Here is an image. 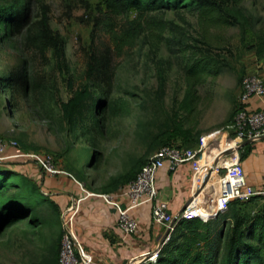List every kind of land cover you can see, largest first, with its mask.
I'll return each mask as SVG.
<instances>
[{"label":"rangeland","instance_id":"1","mask_svg":"<svg viewBox=\"0 0 264 264\" xmlns=\"http://www.w3.org/2000/svg\"><path fill=\"white\" fill-rule=\"evenodd\" d=\"M84 1L86 4L79 0L45 1L51 9L52 29L66 42L75 89L90 87L97 102L89 105L87 122L73 129L68 127L62 114V105L70 99L71 92L54 69L51 54L50 64L41 66L32 52L23 50L24 34L6 36L3 25H0V139L7 143L15 141L27 154L35 156L28 162L11 160L0 164L1 168L19 175L7 180L3 200H16L23 210L28 208L30 211V216H23L1 230L0 264H46L54 258L55 250L60 253L62 247V214L50 206L48 197H44L47 202L27 200L24 194L32 174L24 172L23 167H36L44 182L49 173L35 162L51 159L57 172L72 175L84 190L95 194H116L126 188L165 146L161 144V136L166 131L167 122L177 115V103L182 101L186 90L184 75L167 47L162 45L153 56L144 42L126 51L121 58L111 50L110 68L115 69V75L109 86L106 82L88 81L90 22L97 14L99 2ZM11 2L0 0V10L10 6ZM243 5L255 23L264 20V0H245ZM32 14L37 16V5L33 6ZM162 17L185 31L189 30L188 24L197 26V18L185 11L166 12ZM136 18L137 12L133 10L126 20ZM259 27L258 24L255 29L247 30L245 36L239 28L226 31L240 57L236 70L208 79L198 88L196 113L191 117L180 114L186 119L185 128H194L200 138L210 134L224 136L231 132L230 128L243 108L240 102L243 79L251 68L256 67L258 72L264 70V57H258L255 51L247 48L257 43ZM166 37L175 35L170 33ZM102 43L104 47L109 46L105 37L98 47H103ZM24 62L30 68L26 90L17 86L7 88L4 81ZM162 77L165 79L163 89L160 86ZM205 174L211 176L208 172ZM212 186L210 181L207 190L212 191ZM42 190L45 194L48 189ZM241 205L242 209L233 204L223 214L219 223L221 228L232 225L234 213H252L261 208L257 201Z\"/></svg>","mask_w":264,"mask_h":264},{"label":"trees","instance_id":"2","mask_svg":"<svg viewBox=\"0 0 264 264\" xmlns=\"http://www.w3.org/2000/svg\"><path fill=\"white\" fill-rule=\"evenodd\" d=\"M46 0H12L11 5L0 10V25L6 36L25 35L23 50L32 52L41 66L50 64L51 54L54 69L63 78L70 99L62 105V114L70 129L87 122L86 112L91 103L96 104L94 93L88 86L75 89L67 57L64 38L51 27V9ZM83 4L84 0H79ZM97 14L91 18V45L87 53L88 81L109 83L115 75L110 68L111 50L117 58L126 51L135 49L141 42L149 46L156 56L162 45L176 60L182 71L186 90L183 99L177 103V115L166 125L161 136V144L172 147H192L199 144L200 133L194 128H185L186 119L180 114L193 116L198 107V88L208 79H216L225 71H235L240 57L233 48L226 31L231 28L253 30L259 24L257 43L247 47L258 57H264V20L255 23L254 17L244 7L245 0H97ZM38 6L37 16H33V6ZM87 6V5H86ZM137 18L131 21L126 17L131 11ZM188 12L197 18V26L187 25L188 31L162 17L166 12ZM175 37H166L167 34ZM105 37L109 46L98 47ZM244 43V38H243ZM97 45V47H96ZM30 68L24 62L6 78L7 88L15 86L26 90ZM161 89L165 86L164 77L160 80ZM176 104V102H175ZM163 148V147H162ZM243 159V155H242ZM9 169L0 166V234L1 230L30 216L28 208L23 210L19 202L3 200L7 180L18 177ZM138 176V175H137ZM134 178V180L137 178ZM133 180V181H134ZM27 200L47 202L39 186L28 180L25 194ZM257 201L259 211L233 214L232 225L225 229L219 223L223 214L207 223L200 220L179 219L158 253L155 263L142 264H264V197H254L248 202L233 201L240 209L246 203ZM50 202V201H49ZM50 206L60 212L54 202ZM31 210V209H30ZM61 251V250H60ZM59 250H55L52 260L46 264L59 263Z\"/></svg>","mask_w":264,"mask_h":264},{"label":"built area","instance_id":"3","mask_svg":"<svg viewBox=\"0 0 264 264\" xmlns=\"http://www.w3.org/2000/svg\"><path fill=\"white\" fill-rule=\"evenodd\" d=\"M255 97H264V80L259 76H246L240 92L243 108L230 128L231 132L224 136L204 135L194 149L172 146L161 148L143 166L137 178L120 191L122 197L128 200V205H122L115 194H96L105 204L116 210L117 227L125 236H133L138 230V224L132 218L131 212L149 203L155 205L154 224L169 231L164 237V244L170 239L174 230L175 218L177 221L182 218L207 223L226 213L233 201L248 202L254 197H264V182L259 189L249 186L242 168V152L245 149V143L247 141L255 143L264 139V106L255 111L246 107V104ZM34 158L35 156L22 150L17 142L7 143L0 139V164L11 160L28 162ZM216 161L217 167L214 172H211ZM35 163L50 175L57 173L51 159H39ZM185 164L190 165L193 176L192 202L181 216L174 217L169 214L166 203L157 202L156 178L157 174L165 168L174 169ZM206 172L211 176H207ZM214 176L216 181L213 182L211 179ZM210 181L213 182L212 191L207 190ZM214 190L216 193H213ZM78 211L79 205L74 204L62 213L63 237L58 264H80L79 253L82 249L75 233V219ZM158 253L159 251L148 257L149 262L155 263Z\"/></svg>","mask_w":264,"mask_h":264},{"label":"crops","instance_id":"4","mask_svg":"<svg viewBox=\"0 0 264 264\" xmlns=\"http://www.w3.org/2000/svg\"><path fill=\"white\" fill-rule=\"evenodd\" d=\"M248 71L247 76H259L264 80V70L258 72L254 67ZM263 106L264 97L252 98L246 104L252 111L260 110ZM250 147V151L242 152V168L247 184L259 189L264 182V139L251 143ZM22 169L28 171L30 176L32 174L29 180L38 185L42 193L43 188L48 189L44 193L61 214L69 206L79 205L75 233L82 249L79 253L80 264H142L161 248L167 230L154 224V204L149 203L131 212L138 230L135 235L127 237L117 227L116 210L95 193L84 190L72 175L58 171L56 175L49 174L43 182L36 167L27 165ZM211 181H216V177ZM156 188L157 202L166 203L172 216H181L192 202L194 184L190 165L161 170L157 174ZM115 195L122 205H128L121 192Z\"/></svg>","mask_w":264,"mask_h":264},{"label":"water","instance_id":"5","mask_svg":"<svg viewBox=\"0 0 264 264\" xmlns=\"http://www.w3.org/2000/svg\"><path fill=\"white\" fill-rule=\"evenodd\" d=\"M250 144H251V142L250 141H247L246 143H245V149H244V151L246 150V151H250ZM216 167H217V161L214 163V165H213V167L211 168V172H214V170L216 169ZM209 180V179H208ZM218 217V216H217ZM176 222H177V219L175 218V220H174V222H173V225L174 224H176ZM169 233V231H167V234ZM163 242H164V239H163V241L161 242V246L163 245ZM160 250V249H159Z\"/></svg>","mask_w":264,"mask_h":264}]
</instances>
